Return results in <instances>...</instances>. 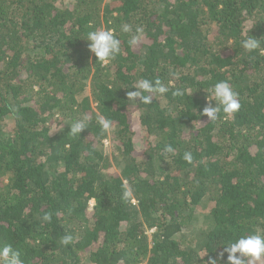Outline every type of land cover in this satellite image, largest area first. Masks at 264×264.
<instances>
[{
  "label": "trees",
  "instance_id": "obj_1",
  "mask_svg": "<svg viewBox=\"0 0 264 264\" xmlns=\"http://www.w3.org/2000/svg\"><path fill=\"white\" fill-rule=\"evenodd\" d=\"M97 29L120 40L108 63L87 47ZM249 36L259 49L241 46ZM145 78L168 92L128 100ZM219 81L240 108L208 121ZM252 233L264 234V0H0V247L25 264H204Z\"/></svg>",
  "mask_w": 264,
  "mask_h": 264
},
{
  "label": "clouds",
  "instance_id": "obj_2",
  "mask_svg": "<svg viewBox=\"0 0 264 264\" xmlns=\"http://www.w3.org/2000/svg\"><path fill=\"white\" fill-rule=\"evenodd\" d=\"M122 31L125 33L132 32L131 25L125 23L122 25ZM136 34L132 35L130 43H138L140 37L143 35V29L136 28ZM85 40L88 41V50L93 54L97 61L101 63H108L114 60L120 53V40L113 34L111 29H97L90 31ZM241 46L247 51H254L260 48V41L254 36H249L241 42ZM166 87L159 80L152 81L149 79H141L137 81L133 90L127 92V99L134 102H141L144 104H151L153 100V93L164 94L168 92ZM147 93V95H146ZM212 99L207 96L208 103L202 109L200 115L206 116L208 121H216L218 114L222 111L226 115H232L240 108L238 93L230 86L227 81L216 82L210 89ZM215 102L214 105L212 102ZM88 117L74 120L69 126V134L72 136H80L81 133L88 128ZM103 133L111 131L112 122L103 117L97 118ZM164 151L167 153H174L171 145H165ZM184 159L191 161V153L185 152ZM51 219L49 214L43 216L44 221ZM73 237L70 234H65L61 237L63 245L72 243ZM226 256V260H225ZM264 257V234L252 233L242 235L234 242H229L223 246L216 256L208 255L204 264H253L254 261L260 260ZM0 264H25L21 258L19 250L15 249L11 244H6L0 247Z\"/></svg>",
  "mask_w": 264,
  "mask_h": 264
},
{
  "label": "rangeland",
  "instance_id": "obj_3",
  "mask_svg": "<svg viewBox=\"0 0 264 264\" xmlns=\"http://www.w3.org/2000/svg\"><path fill=\"white\" fill-rule=\"evenodd\" d=\"M105 1H106V0H105ZM6 122H7V123H6V124H7V127L9 126V127L11 128V127H12V122H13L12 119H11V117L8 116V117L6 118ZM105 146H107V150H108V153H109V151H110V150L108 149V147H109V143H108L107 140L105 141ZM105 148H106V147H105ZM91 203H92V201H91ZM205 223H206V222H205ZM193 226L196 227L197 224H194Z\"/></svg>",
  "mask_w": 264,
  "mask_h": 264
}]
</instances>
